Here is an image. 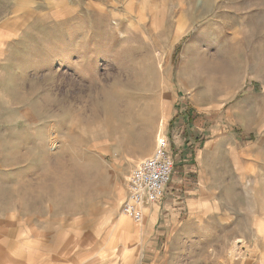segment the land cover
Listing matches in <instances>:
<instances>
[{
    "label": "rangeland",
    "instance_id": "rangeland-1",
    "mask_svg": "<svg viewBox=\"0 0 264 264\" xmlns=\"http://www.w3.org/2000/svg\"><path fill=\"white\" fill-rule=\"evenodd\" d=\"M18 8L2 12L17 35L0 58V213L29 216L21 222L32 220L39 248L48 229L51 264H71L81 243L93 244V264H139L144 217L122 204L160 135L170 138L173 182L187 148L219 186L167 228L156 263L264 264V0ZM120 215L136 229L117 227ZM0 222L7 261L10 221Z\"/></svg>",
    "mask_w": 264,
    "mask_h": 264
},
{
    "label": "crops",
    "instance_id": "crops-1",
    "mask_svg": "<svg viewBox=\"0 0 264 264\" xmlns=\"http://www.w3.org/2000/svg\"><path fill=\"white\" fill-rule=\"evenodd\" d=\"M43 2L44 0H37ZM48 2V0H45ZM0 0V58L2 46L4 43L10 42L17 32H14L15 28L11 19H2L3 9L12 12L17 11L18 6L25 3V0ZM10 12L8 15H10ZM21 12L22 9H21ZM169 138V137H168ZM170 140V138H169ZM183 155H185L184 167L181 170L180 175L176 180L173 179L169 184L168 190L165 194V198L157 203L147 205L144 207L147 209V214L144 213L145 222L142 225L143 236L145 238L143 251L145 256L139 264H157L156 258L158 251L161 248V239L167 233V228L177 229V222L183 214L191 215L201 204L208 202L209 196L215 197L217 189L216 177L210 175V168L203 161L202 165L197 170L191 163H189L190 154L187 153V148L179 149ZM186 151V152H185ZM134 155H143L141 152H135ZM180 171V170H179ZM213 172H216L214 168ZM243 183L239 182V187L243 188ZM245 184V183H244ZM145 212V211H144ZM29 216L23 217L19 215L18 211H10L7 213H0L1 220H9V248L4 252H9L7 261L0 260V264H51L52 260L55 261L48 248L49 230H42V240L45 239V243L39 248L35 241L34 236V224L32 220L26 225L23 224V220L28 219ZM252 225H255V216L251 215ZM141 221V224L143 223ZM1 223V222H0ZM261 228H264V217L258 219V224ZM256 225V227H257ZM132 224L125 227L127 231H134L136 228ZM0 236L1 233H0ZM45 237V238H44ZM89 247V249H87ZM1 238H0V252H1ZM20 254L18 258L17 254ZM73 262L71 264H93V244L85 247L84 243L80 244L74 255ZM57 264H61V261H57ZM130 263V262H129Z\"/></svg>",
    "mask_w": 264,
    "mask_h": 264
},
{
    "label": "built area",
    "instance_id": "built-area-1",
    "mask_svg": "<svg viewBox=\"0 0 264 264\" xmlns=\"http://www.w3.org/2000/svg\"><path fill=\"white\" fill-rule=\"evenodd\" d=\"M174 173L175 159L170 140L159 135L154 153L143 159L129 176L122 212L134 221H142L144 207L165 197Z\"/></svg>",
    "mask_w": 264,
    "mask_h": 264
},
{
    "label": "bare ground",
    "instance_id": "bare-ground-1",
    "mask_svg": "<svg viewBox=\"0 0 264 264\" xmlns=\"http://www.w3.org/2000/svg\"><path fill=\"white\" fill-rule=\"evenodd\" d=\"M145 212L147 211V209L145 208L144 210ZM144 212V213H145ZM130 224H132L131 220L126 218L125 216L123 215H120L118 216V218L116 219V222H115V225L118 227V226H121V227H127L129 226Z\"/></svg>",
    "mask_w": 264,
    "mask_h": 264
}]
</instances>
